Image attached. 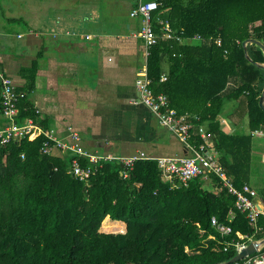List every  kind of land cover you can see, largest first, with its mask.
Here are the masks:
<instances>
[{
    "label": "trees",
    "instance_id": "1",
    "mask_svg": "<svg viewBox=\"0 0 264 264\" xmlns=\"http://www.w3.org/2000/svg\"><path fill=\"white\" fill-rule=\"evenodd\" d=\"M156 1V11L163 10L181 40H159L149 49L153 92H165L180 113L198 116L195 125L204 127L229 179L240 187L250 176L251 132L264 130L258 104L264 68L256 65L264 54L248 43L249 61L242 41L264 45V0ZM196 35L199 43L185 42ZM162 73L166 79L160 81ZM240 96L248 130L226 133L217 116L226 100ZM28 116L34 114L27 104L19 105V119ZM195 132L191 140L202 141ZM43 139L24 137L0 149V264H212L234 255L223 245L239 239L236 231L264 236V214L251 225L212 174L213 189L202 176L172 186L155 160L138 159L124 174L114 160L84 182L67 172L70 158L41 153ZM212 216L230 225L231 233L220 235Z\"/></svg>",
    "mask_w": 264,
    "mask_h": 264
},
{
    "label": "crops",
    "instance_id": "2",
    "mask_svg": "<svg viewBox=\"0 0 264 264\" xmlns=\"http://www.w3.org/2000/svg\"><path fill=\"white\" fill-rule=\"evenodd\" d=\"M138 1L0 0V69L25 93L19 105L27 104L36 123L53 129L58 138L67 139L74 130L86 150L116 158L141 151L152 157L183 156L189 153L185 145L141 102L135 85L147 63L144 42L138 35L141 19L130 15ZM158 11L156 15L169 22L160 14L163 10ZM153 26L160 34V26ZM200 40L196 35L185 42ZM245 109L244 97L226 100L217 116L220 128L226 133L248 130ZM4 123L0 114V127ZM259 129L263 130H254ZM254 130L246 183L257 186L253 188L260 205L264 182L252 175L264 165V133L255 134ZM50 154L66 159L71 156L56 147ZM124 172L122 169L121 174ZM203 180L206 188H214L208 176ZM218 183L222 186L219 179ZM235 234L244 246L264 238L239 231ZM229 247L234 248V255L238 252L232 244Z\"/></svg>",
    "mask_w": 264,
    "mask_h": 264
},
{
    "label": "built area",
    "instance_id": "3",
    "mask_svg": "<svg viewBox=\"0 0 264 264\" xmlns=\"http://www.w3.org/2000/svg\"><path fill=\"white\" fill-rule=\"evenodd\" d=\"M156 0H139L131 8L130 15L140 17L141 26L138 35L142 38L145 47V53L148 55L149 49L158 43L161 39L181 40V37L175 34L166 19L159 15H154L158 8ZM154 23L160 26V34L154 29ZM220 44V39H216ZM166 75H160V81L165 80ZM151 80L147 76L146 70L141 72L136 78L135 85L140 92V100L144 103L158 118L160 124L175 134L177 138L185 145L189 151L183 156H160L152 157L145 152H138L129 157H114L102 155L86 150L80 143L79 134L72 130L67 139L58 138L50 128L40 126L32 116L19 120V101L25 97L22 90H18L13 79L0 69V114L5 119V123L0 127V149L13 140L29 137L34 139L43 136L44 139L40 146L43 154H50L53 147L63 151L70 152V163L67 172L75 179L87 182L89 177L104 163L111 160L120 161L122 164L131 168L138 159H154L161 171L162 178L172 182L175 185H187L188 181L197 176L206 177L210 174L216 176L222 186L235 196V206L245 213L248 222L251 225L256 224L259 214H264V199H260V205L256 199L258 193L247 183L241 187H235L225 169L220 164L215 149L207 143V136L203 127L194 121L198 120L197 115L180 113L170 104L169 97L164 92L154 93L150 87ZM35 112L39 110L35 109ZM202 140L193 142L191 140L193 131ZM253 133L263 134L262 129L254 130ZM24 155L21 154V157ZM176 181V182H175ZM211 224L214 225L222 235L231 232L229 225H223L212 216ZM233 245L239 251L244 247L239 240L225 242L223 249L226 250L229 245ZM230 264H264V252L259 246L258 250Z\"/></svg>",
    "mask_w": 264,
    "mask_h": 264
},
{
    "label": "water",
    "instance_id": "4",
    "mask_svg": "<svg viewBox=\"0 0 264 264\" xmlns=\"http://www.w3.org/2000/svg\"><path fill=\"white\" fill-rule=\"evenodd\" d=\"M247 42H253L255 44H257L258 46H260V48L263 51L264 54V45L257 39L255 38H247L244 39L242 41V45L244 48V53H245V57L251 61L248 53H247V49H246V44ZM256 65L263 67L264 68V63H256ZM258 104L261 107L262 110H264V89L262 90L259 99H258ZM122 169L126 172H129V168L125 165H123L122 163H120ZM122 173V171L120 172V174ZM264 243V238L259 239V240H252L248 245L244 246L243 248H241L234 256H232L230 259L222 261V262H217V263H212V264H230L233 263L247 255H249L250 253L256 252L259 248V246Z\"/></svg>",
    "mask_w": 264,
    "mask_h": 264
},
{
    "label": "rangeland",
    "instance_id": "5",
    "mask_svg": "<svg viewBox=\"0 0 264 264\" xmlns=\"http://www.w3.org/2000/svg\"><path fill=\"white\" fill-rule=\"evenodd\" d=\"M264 159V158H263ZM263 159H260V161L262 162ZM255 165V164H254ZM252 172H254V168L252 169ZM258 173V174H257ZM256 174H253L252 176H256L258 175V179L260 180V182H264V165L263 167H261V171H257ZM205 184V183H204ZM253 187H257V186H253Z\"/></svg>",
    "mask_w": 264,
    "mask_h": 264
}]
</instances>
